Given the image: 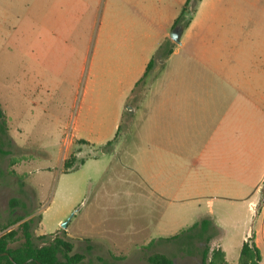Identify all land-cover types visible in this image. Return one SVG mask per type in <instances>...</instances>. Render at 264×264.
I'll return each mask as SVG.
<instances>
[{
  "label": "rangeland",
  "instance_id": "374dc122",
  "mask_svg": "<svg viewBox=\"0 0 264 264\" xmlns=\"http://www.w3.org/2000/svg\"><path fill=\"white\" fill-rule=\"evenodd\" d=\"M236 13L249 17L247 26L241 25L239 41L252 49L224 51L225 78H256L255 90L264 95V0H241ZM102 15L100 0L86 20L87 43L80 54L79 73L68 84L62 81L67 65L63 57L49 54L48 66L41 73L28 72L38 68L26 50L37 44L42 28L39 0H0V103L4 112L0 236L32 219L38 245L62 237L74 244L73 252L85 255L78 264H151L148 257L154 253L166 254L173 264H208L204 251L209 248L211 255L218 248L213 242L221 234L219 222L225 220L228 230L222 246L227 261L236 263L244 235L254 233L264 209V180H260L262 201L253 211L248 207L227 211L206 202L199 207L184 197L157 195L151 190L153 181L135 171L131 155L137 151L143 113L128 108L110 151L73 141L79 135V115L89 114V99L84 100L83 91ZM49 40L50 46L55 45V38ZM156 71H151L147 81ZM235 91L226 85V92ZM260 135L264 138L261 124L243 139L251 142ZM252 167L247 165L246 170ZM256 174L255 178L260 176L259 169ZM12 199L18 200L14 206ZM17 217L23 220L5 229ZM206 230L213 238L203 236ZM22 242L20 233L13 245Z\"/></svg>",
  "mask_w": 264,
  "mask_h": 264
},
{
  "label": "crops",
  "instance_id": "0c3cea01",
  "mask_svg": "<svg viewBox=\"0 0 264 264\" xmlns=\"http://www.w3.org/2000/svg\"><path fill=\"white\" fill-rule=\"evenodd\" d=\"M186 1L103 0L83 91L84 100L89 99V114L79 115V135L73 141L102 148L117 138L127 108L142 112L137 151L131 156L136 160L135 171L154 182V193L184 197L199 207L206 202L227 211L252 210V204L262 201L264 138L260 135L251 142L243 138L264 125V95L257 94L254 85L258 80L251 76L226 80L222 58L225 50L240 53L252 49L239 41L241 25L245 28L249 17L237 16L241 0H201L189 24L178 27L180 42H175L170 34ZM39 2L42 28L37 44L26 50L38 68L28 72L41 73L48 66L49 54L55 59L63 57L67 65L62 81L71 84L87 43L86 20L100 0ZM50 38L56 39L55 45L50 46ZM167 38L175 44L173 53L163 67L152 69L158 71L144 91L134 93ZM226 85L238 91L226 92ZM250 164L252 169L246 170ZM257 169L261 177L255 178ZM219 228L221 234L213 243L227 261L222 246L227 221L221 220ZM202 234L212 237L210 230ZM251 235L264 264V209L254 233L244 235L241 247Z\"/></svg>",
  "mask_w": 264,
  "mask_h": 264
},
{
  "label": "trees",
  "instance_id": "16d2710c",
  "mask_svg": "<svg viewBox=\"0 0 264 264\" xmlns=\"http://www.w3.org/2000/svg\"><path fill=\"white\" fill-rule=\"evenodd\" d=\"M200 1H186L180 15L175 20L174 28L186 27L189 24L196 10V6ZM174 46L175 44L170 38H167L160 45L156 54L148 64L144 76L137 83L134 93L141 94L144 91L147 77L150 75L152 69L157 65L163 67L165 60L173 53ZM3 118L4 112L0 103V129L3 128ZM113 143L114 141H110L103 146V152L110 151ZM71 167L72 165H69L67 168ZM10 203L14 206L18 203V200L12 199ZM21 220H23L22 217L13 219L5 229ZM32 223V219L24 220L17 229L10 230L0 236V264H78L84 259L85 255L83 253L73 252L74 244L62 237H55L49 243L38 245L34 239ZM20 233L23 242L18 245H13L17 241ZM59 254L62 255V258H60ZM204 259H208V264H227L225 253L221 249L212 250L210 255V249L206 248L204 251ZM261 259V253L255 243L254 235H251L244 241L241 247L237 264H261ZM148 261L151 264H173V260L163 253L150 255Z\"/></svg>",
  "mask_w": 264,
  "mask_h": 264
},
{
  "label": "water",
  "instance_id": "95a60500",
  "mask_svg": "<svg viewBox=\"0 0 264 264\" xmlns=\"http://www.w3.org/2000/svg\"><path fill=\"white\" fill-rule=\"evenodd\" d=\"M180 33H181V29L180 28H176L174 29L171 34H170V38L175 41V42H180ZM63 227H66V223L64 222L62 224Z\"/></svg>",
  "mask_w": 264,
  "mask_h": 264
},
{
  "label": "built area",
  "instance_id": "2783aa9c",
  "mask_svg": "<svg viewBox=\"0 0 264 264\" xmlns=\"http://www.w3.org/2000/svg\"><path fill=\"white\" fill-rule=\"evenodd\" d=\"M257 208V206L255 205V204H252V209H256Z\"/></svg>",
  "mask_w": 264,
  "mask_h": 264
},
{
  "label": "bare ground",
  "instance_id": "6f19581e",
  "mask_svg": "<svg viewBox=\"0 0 264 264\" xmlns=\"http://www.w3.org/2000/svg\"><path fill=\"white\" fill-rule=\"evenodd\" d=\"M183 27V26H182ZM129 102V101H128ZM23 206V205H22Z\"/></svg>",
  "mask_w": 264,
  "mask_h": 264
}]
</instances>
